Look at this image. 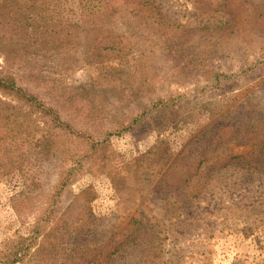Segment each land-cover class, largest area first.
I'll use <instances>...</instances> for the list:
<instances>
[{
	"label": "trees",
	"instance_id": "1",
	"mask_svg": "<svg viewBox=\"0 0 264 264\" xmlns=\"http://www.w3.org/2000/svg\"><path fill=\"white\" fill-rule=\"evenodd\" d=\"M171 1L0 0V93L13 101L0 98V177L13 171L24 176L30 193L16 211L22 226L34 217L28 234L0 243V264H22L36 252L40 264L86 254L99 230L91 196L84 190L66 206L62 201L93 167L111 176L121 202L142 206L149 202L148 176L164 210L150 220L133 217L120 234L114 229L94 250L100 252L96 259L83 264H94L112 245L113 264H166L167 240L180 243L198 233L211 239L219 226V232H234L238 221L246 233L264 227V58L244 53L253 40L237 44V63L229 56L227 64L212 66L208 51L226 47L230 55L239 30L248 28L264 46V0H188L203 20L194 27L168 8ZM68 3L78 7L72 15ZM227 29L234 31L227 36ZM200 31L207 37L192 45ZM95 67L92 87L74 84L77 70ZM162 74L185 85L200 74L224 100L233 92L222 87L234 84H242L238 97L255 87L260 95L236 104L237 97L228 98L226 113L180 152L155 146L109 168L113 137L146 125L168 129L195 109L190 94L157 95ZM230 126L225 138L222 130ZM230 145L251 151L233 156ZM131 229L130 247L118 245Z\"/></svg>",
	"mask_w": 264,
	"mask_h": 264
},
{
	"label": "rangeland",
	"instance_id": "2",
	"mask_svg": "<svg viewBox=\"0 0 264 264\" xmlns=\"http://www.w3.org/2000/svg\"><path fill=\"white\" fill-rule=\"evenodd\" d=\"M73 4L76 3H68L66 5L67 15H72L69 12L76 11L78 8ZM168 4V8H171V11L176 13L177 18H181L184 23L191 24L190 26L192 27L196 24L201 26L203 23V20L199 18V11L192 2L188 0H172ZM222 22L224 21L222 20ZM233 31L227 29L225 35L229 36ZM239 31L240 38L233 44V51L230 55L225 53L226 47H221L220 51L213 48L208 49L210 52L209 61L212 62V66L227 64L228 59L225 58L229 56H232L237 63L239 56L238 45H245L246 42L244 40H253L251 45L246 46L244 53H250L254 58H264V46L256 43V40L259 38L258 35L251 33L249 28ZM237 32L238 30L235 31V33ZM206 37V32L200 31L193 38L192 45H197L198 42L202 45ZM201 39L203 40L201 41ZM199 51H201L200 48ZM111 64L117 66L121 63L118 60H114ZM95 71L96 67L95 70L80 68L73 75L72 81L77 86L90 88L96 82ZM173 78L172 75L162 74L156 80L157 95L168 97L171 94H190L195 109L190 114H187L185 119L177 120V124L168 129L159 128L158 124H156V127L146 125L140 131H133L123 136L113 137L109 143V151L114 161L108 164L109 168L113 169L115 166L128 164L132 160L146 154L155 146L172 152H180L199 131L226 113L227 110H221L229 103L228 98L233 100L237 97L234 101V104H236L243 101L251 93L256 92L257 97L260 95V92L256 91L258 87H255L245 96L238 97L240 90L236 86L242 84H234L222 87L223 90L221 91L228 90L227 92H233L232 96L228 95L230 97L224 100L221 93H215L208 87V83L204 82L200 74H196L198 81H194L190 85L178 83ZM0 98L3 101L13 102L11 98L4 96L2 93H0ZM260 99L258 98V100ZM232 132L233 129L230 126L222 130V135L225 138H229ZM230 149V154L240 157L247 155L251 151V147L248 146L230 145ZM88 168L89 166H87ZM143 185L146 186V198H149V202L145 206H142V203L121 202L111 176L97 170L96 167L89 169L88 173H82L78 176L68 189V194L65 196L64 201H62V205L66 206L69 204L68 202L73 200L80 192L84 190L88 191L91 196V210L98 221L99 230L96 231L98 234L93 235L89 239L91 241L89 242V246L85 248L84 253L86 254L84 256L64 255L52 264L87 263L91 259H96L97 255L100 254L98 252L95 255L94 250L105 242L104 236L108 235L111 238L115 232L114 229L118 230L119 234L122 233L133 217L137 216L136 218H139L140 221L142 218L150 220L155 215L161 217L160 214L163 215L164 207L162 203L156 200V194L154 193L155 185L151 184L148 176L145 177ZM29 193L30 187L20 172L13 171L4 177H0V243L8 238H14L17 233L28 234L31 231L29 225L34 222V217H29L27 224L22 226L16 211L24 204L25 198ZM124 196L125 200L132 197L131 195L127 196L125 191ZM60 213L61 211L57 216ZM50 226L52 227V225ZM244 228L245 225L241 221H238L234 232H219V226L214 231V238L211 239L198 233L189 235L185 240L182 239L183 241L181 240L180 243L167 240L162 247L164 251L162 256H164L166 264H264V227L255 233H246ZM137 229L139 230V226H136ZM131 233H135V229L127 231L118 241V245L124 246V248L130 247L129 243L134 242L130 237ZM115 250L116 245L103 249V255L97 258L98 260L94 264H113L115 259L111 258V253L115 252ZM124 262L122 260L118 264H128V262ZM40 263L42 262H40V258L36 252L22 264Z\"/></svg>",
	"mask_w": 264,
	"mask_h": 264
}]
</instances>
